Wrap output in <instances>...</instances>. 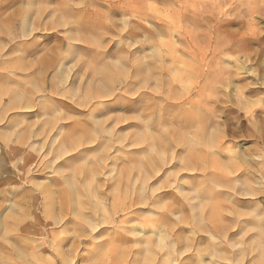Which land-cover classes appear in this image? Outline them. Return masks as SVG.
<instances>
[{
  "label": "rangeland",
  "instance_id": "rangeland-1",
  "mask_svg": "<svg viewBox=\"0 0 264 264\" xmlns=\"http://www.w3.org/2000/svg\"><path fill=\"white\" fill-rule=\"evenodd\" d=\"M254 2L260 3L259 13L250 10L255 7ZM29 3L28 0H0V165L13 171L0 169V264H189L192 256H196L193 252L202 254L198 259L201 264H216L214 260L219 259L214 254L231 256L226 261L219 260L220 264H255L257 260L256 264L262 261L264 264L261 256L264 253V137H261L264 135V76L261 77L264 74V0H34ZM92 12L96 15L91 16ZM202 17L206 18V24ZM196 19L198 25L194 24ZM88 21L97 22L98 27L95 25L91 31L75 27L79 22ZM85 40H92L93 45ZM217 42L228 49L214 51ZM199 55L206 56L205 65ZM46 59L50 61L42 63ZM178 59L183 62H177ZM139 64L144 68L139 74L143 77L141 83L134 85L132 74ZM21 66L23 70H19ZM107 67L112 72L109 84L101 82V74H94L95 68L104 71ZM32 70L35 72L30 77ZM194 78L200 79L197 82ZM123 81L131 84L128 91ZM99 88L112 95L87 102V95ZM141 91L146 93L142 97L148 102L146 105L154 109L146 120L162 117L161 121L166 124L163 130L180 129L188 137L201 124L207 129V135L200 127L203 134L200 130L197 133L205 139L217 129L218 136L214 134L216 139H212L215 142L211 146L216 153L209 149L210 152L201 154L204 159L199 164L205 166V177L198 170L188 173L182 170L167 188L181 202L176 203L173 196L155 201L156 194L162 190L158 189L161 182L169 173L177 174L179 170L169 168V164L158 167L152 178L148 176L143 189L140 175L135 172L133 177L132 170L130 180L122 183L125 192L122 186L123 192L117 194L120 201L115 202L111 194L109 184L119 172L126 167L138 168L148 160L145 146L132 144V135L139 131L134 117L140 114L123 110L124 104L134 102ZM114 95L120 96L118 102ZM166 111H171L169 116ZM172 113L175 119L170 116ZM176 119L181 125L179 128ZM93 123L103 124L108 132L98 127L88 128ZM74 125L88 129L95 139L90 145L100 140L106 146L100 152H86L84 159L64 161L65 174L70 163L94 166V159L103 154L100 168L93 175L91 190L85 186L90 180H76L71 203L74 205L77 200L80 205L75 212L68 209L58 212L56 208L53 211L61 204L58 196L64 185L49 182L52 176L59 178L57 172L61 170L54 167L57 161L54 164L50 161V150ZM222 129L226 135L218 142ZM209 131L212 132L209 134ZM254 134L259 137L258 142L254 141ZM119 136L128 138L119 142L116 138ZM53 140L56 144H52ZM181 148L185 149L181 146L175 152L179 154H174L179 159L181 152L185 153ZM74 152L66 153L62 159ZM211 156L209 160L207 157ZM231 159H235V164ZM26 161L28 164L22 171L21 163ZM214 162L222 164L224 169ZM228 164L233 166L229 168ZM234 185L237 194L232 189ZM249 188L253 193L248 192ZM47 190L56 191L53 194L56 203L49 211L52 210V215L41 198ZM245 190L255 195L249 196ZM136 196L142 197L141 200L137 201ZM171 202L179 211L173 215L167 213L161 228L155 227L150 221L154 223L162 206ZM218 205L225 212L226 226L224 220L218 221L220 225L209 220V211ZM53 218L56 222L48 225V220L53 222ZM17 222L18 230L14 225ZM197 225L207 229L208 234L207 230L195 233ZM218 225L225 229L228 226V233H224L228 244L224 238L219 244V235L211 233L212 227ZM232 225H237L236 229ZM159 232L161 239L156 236ZM212 243L216 249L221 248L219 253L213 254ZM253 243L258 249L263 248V253ZM186 244L188 253L180 252ZM25 246L30 249H23Z\"/></svg>",
  "mask_w": 264,
  "mask_h": 264
},
{
  "label": "bare ground",
  "instance_id": "bare-ground-1",
  "mask_svg": "<svg viewBox=\"0 0 264 264\" xmlns=\"http://www.w3.org/2000/svg\"><path fill=\"white\" fill-rule=\"evenodd\" d=\"M33 1L34 0H28V2H30L29 4H32L33 3ZM36 2V1H35ZM259 3V2H258ZM256 4L255 2L253 3L254 5H255V7H253V8H251L250 10H251V12H255V13H259L260 11H261V7H260V3L259 4ZM250 4V3H249ZM252 4V3H251ZM250 4V5H251ZM252 4V5H253ZM253 5V6H254ZM36 6V5H35ZM34 7V6H33ZM32 7V8H33ZM248 7H250V6H248ZM36 10V9H35ZM257 11V12H256ZM259 11V12H258ZM90 15L92 16H94V15H96V13L95 12H92V13H90ZM97 16H95V18H96ZM203 18V17H202ZM206 18H203V22H204V24H206ZM194 24H199V20L198 19H196L195 21H194ZM97 26L98 27V23L97 22H95V21H88V22H84V24L83 23H78V26H75L76 28H77V30H80V29H86V30H92V28H95L94 26ZM220 28V27H219ZM28 33V32H27ZM72 38V37H71ZM258 40V39H257ZM86 42H88V44H91V45H93V41L92 40H85ZM69 42H70V40H69ZM197 42V41H196ZM195 42V43H196ZM217 44L219 45V46H217ZM217 44H216V46H215V50L214 51H219L220 49H228V47H226V48H222L221 46H223L222 45V42L220 43V42H217ZM200 45V44H199ZM264 45V44H263ZM183 46V45H182ZM196 46V45H195ZM149 47V46H148ZM198 48V47H197ZM240 50V49H239ZM204 51V50H203ZM236 51H237V49H236ZM200 56V60H201V62L203 61V63H204V60H205V57H204V55L203 56H201V55H199ZM176 60V59H175ZM179 60V59H178ZM177 60V62H183L182 60H179L178 61ZM50 60L49 59H46L45 61H43L42 63H44V64H46V62L48 63ZM174 61V60H173ZM207 61V60H206ZM119 62V61H118ZM41 63V64H42ZM206 63V62H205ZM205 63H204V65H205ZM117 64V63H116ZM109 65H111V64H109ZM147 65V64H146ZM185 65V64H184ZM208 65V64H207ZM206 65V66H207ZM144 66H145V64H144ZM148 66V65H147ZM187 66V65H186ZM190 65L188 64V67H189ZM150 67H153V66H150ZM150 67H148L149 69H150ZM191 67V66H190ZM22 68H24V67H20L19 68V70H23ZM108 68L109 67H107L106 68V70L104 69V71H99L97 68H95L94 69V74L95 75H97L98 76V74H101V82H103V83H105V84H109L110 83V78L109 77H111L110 75H111V71H109L108 70ZM147 68V69H148ZM163 68V67H162ZM205 68H207V67H205ZM142 69H144L142 66H141V64H139V65H137L136 67H135V70H134V72H133V74H132V77H134V79H135V81L136 82H134L135 84L134 85H136V84H138L139 82L141 83V81H142V75H139L140 73L142 74ZM166 69V68H165ZM196 69V68H195ZM210 69H211V67H210ZM263 69V71H264V67L262 68ZM27 70V69H26ZM164 70V69H163ZM171 70V69H170ZM176 70V69H175ZM212 71H213V69H211ZM211 70H208V71H211ZM224 70V69H223ZM222 70V71H223ZM154 71V70H153ZM195 71V73L197 72L196 70H194ZM200 71V70H199ZM206 71V70H205ZM207 71V72H208ZM219 71V70H218ZM34 70H32L31 71V73H29L28 74V76H30V75H32V74H34ZM192 72V71H191ZM200 73V72H199ZM212 73V72H211ZM223 73V72H222ZM221 73V74H222ZM178 74H179V72H178ZM207 74V73H206ZM216 74H218V73H216ZM1 75V74H0ZM205 75V74H204ZM33 76V75H32ZM190 76V75H189ZM200 76V75H199ZM261 76V75H260ZM264 76V74L261 76V77H263ZM31 77V76H30ZM131 77V78H132ZM198 77V76H197ZM202 77V76H201ZM200 77V78H201ZM231 77V76H230ZM98 78V77H97ZM196 78V77H195ZM194 78V80H196L197 81V79H200V78H197V79H195ZM206 78H208V77H206ZM133 79V78H132ZM131 79V80H132ZM129 80V79H128ZM130 80V81H131ZM148 80V79H147ZM129 81V82H130ZM139 81V82H138ZM206 81V80H205ZM209 81V80H208ZM124 82V81H123ZM133 82V81H132ZM144 82L145 81H143V84L142 85H144ZM194 82V81H193ZM198 82V81H197ZM196 83V82H195ZM195 83H192V84H195ZM206 83V82H205ZM210 83V82H209ZM199 84V83H198ZM207 84V83H206ZM129 85H131L130 83H128V81H127V83H125L124 82V84H123V87L126 89L125 91H128V86ZM202 85H204L205 86V84H202ZM188 87H190V86H188ZM199 87V86H198ZM206 87V86H205ZM194 88H195V86H194ZM197 88V87H196ZM199 88H201L202 89V87H201V85H200V87ZM208 88V87H207ZM207 88H206V90H207ZM212 88V87H211ZM215 88V87H214ZM194 90V89H193ZM214 90V89H213ZM94 92H91V93H89V95H87V99H86V101L87 102H89L91 99L92 100H95V99H99V98H104V97H106V96H110V95H112L110 92H105V90H102V89H94L93 90ZM205 92H207V91H205ZM144 94H146V93H143L142 91L141 92H138V94H137V97L134 99V100H132V101H134V102H132V103H125L124 104V107H123V110L124 111H133V112H138L140 115V117L137 115L136 117H134L135 119H136V121H138V122H136V124L138 123V133H135L134 135H132V144L133 145H142V146H145V150H144V152H146L147 153V155H148V157H147V161L146 162H144V163H141L140 164V167H138V168H135V169H131V168H124V170H122L121 172H119V175L117 176V178L115 179H113V181H112V183L111 184H109V185H111L110 187H111V191H112V195H113V198H114V201L116 202V201H120V195L118 196L117 194H118V192H123V190H120V189H122V186H123V184H124V182L123 181H125V180H130V179H128V178H130V174H131V172H132V170H134V173L133 174H131V175H133V177H134V175H136V173L135 172H137V176H139V179H140V187L143 189L144 188V186L146 185V178H148V176H151V178L153 177V175H155V170L158 168V167H163V166H165V165H167V164H169V168H171V167H175L176 168V170H178L177 168H179V170H178V172H177V174L176 173H171L172 174V176H171V174L169 173V176L167 177H165L166 179L164 180V181H162L161 182V184H160V186L158 187V189L159 190H161V191H159L158 192V194H156L157 196H158V198L157 199H155V201L156 202H159V199L160 198H164V196L165 197H167V196H173V197H175L174 195H173V193L171 194L170 192V190H168L167 188H170V186H171V182H175L176 181V177H175V175L177 176L180 172L179 171H182V170H184V173L187 171V173L189 172V171H193V170H198V171H200L201 173H202V175L205 177V172H207L206 170H205V172H203V170H204V168H205V166H204V168H203V166L201 165V164H199V163H201L200 161L202 160V159H204L203 158V156H202V158H201V154H203V152L202 151H204L205 153H207L208 151L210 152V150H212L213 148L211 147V146H213V143L215 142H213L212 141V139L214 138V139H216V137L214 136V134H215V132H216V130L212 133L213 134V136L211 137L209 134L212 132V131H209L208 133V135H209V137H207V138H205L204 139V137L203 136H201V134L200 133H197L200 129H202L203 128V126L200 124V126H198L197 125V123H195V121H193L194 122V124H196L197 126H198V129H195V128H193V132H191L190 134H191V137H190V134H188L189 136L188 137H186L187 135V133L186 134H184L185 135V137H184V135H183V133L184 132H182L180 129L179 130H174V129H171V130H169V128H168V130L166 131V130H163L162 129V126H164V125H166V124H163V121H161V119H162V117L161 116H163V115H161L160 117H161V119L160 118H156L155 120H152V121H148V120H146V117H147V115L149 114V112L150 111H153L154 109H153V107L151 108V105H149V104H147L146 105V103H148V102H145V99L144 98H142V97H145V95ZM199 94H201V93H199ZM204 94V93H203ZM202 94V95H203ZM117 95V94H116ZM197 95H198V93H197ZM115 96V95H114ZM120 97V96H119ZM119 97H117V96H115V98H116V100L118 99V100H120V98ZM156 97V96H155ZM168 97V96H167ZM175 97V96H174ZM201 97H203V96H201ZM70 98V97H69ZM114 98V97H113ZM171 99V98H170ZM177 99V98H176ZM199 99H201V98H199ZM206 99V98H205ZM118 100L116 101V102H118ZM176 101V100H175ZM197 101V100H196ZM202 101H204V98H203V100ZM207 101V100H206ZM19 101H17V103H18ZM27 102V101H26ZM129 102V101H128ZM188 102H189V100H188ZM29 103V102H28ZM27 103V104H28ZM200 103H201V101H200ZM197 104V103H196ZM206 104H207V106H208V102H206ZM152 105H154V104H152ZM191 106V105H190ZM197 106V105H196ZM172 107V106H171ZM95 108H96V106L95 107H92V109L90 110V112L92 113L94 110H95ZM201 108V107H200ZM198 110H199V107L197 108ZM216 109V108H215ZM165 110H167L166 108H165ZM164 110V111H165ZM169 110V109H168ZM197 110V111H198ZM217 110V109H216ZM162 111H163V109H162ZM200 111L202 112V110L200 109ZM211 111H214V110H211ZM210 111V112H211ZM218 111V110H217ZM167 112V111H166ZM169 113L171 112V111H168ZM168 112H167V114H168ZM205 111H203V115H205V113H204ZM208 112V111H207ZM220 113H221V111H219ZM53 113H55V112H53ZM212 113V112H211ZM217 113V112H216ZM174 113H172V114H170V116L171 115H173ZM178 114V113H177ZM181 114V113H180ZM179 114V115H180ZM191 114V113H190ZM196 114V113H195ZM208 114V113H207ZM206 114V115H207ZM210 114V113H209ZM214 114V113H213ZM175 115V114H174ZM172 116V119L174 118L175 119V116ZM179 115H177V116H179ZM222 115H224V114H222ZM93 116V115H92ZM168 116H169V114H168ZM182 116V115H181ZM181 116H180V118H181ZM211 116V115H210ZM210 116H208V120H209V117ZM213 116V115H212ZM217 116H220V114L219 115H217ZM139 119H138V118ZM207 117V116H206ZM221 117V116H220ZM95 118V117H94ZM164 118V117H163ZM190 118H191V115H190ZM134 119V120H135ZM138 119V120H137ZM193 119V118H192ZM220 119V118H219ZM207 120V121H208ZM112 121H113V119H112ZM174 121V120H173ZM173 121H172V123H173ZM181 122L183 121L182 120V118H181V120H180ZM197 121V120H196ZM199 121H200V117H199ZM216 121V120H215ZM218 121H220V120H218ZM96 122V121H95ZM94 122V123H95ZM114 122V121H113ZM140 122V123H139ZM176 123L175 124H178V122H177V119H176V121H175ZM181 122H180V124H181ZM201 122H203L202 121V119H201ZM213 122V121H212ZM94 123L93 124H90L89 125V127L88 128H90V129H95V127H98L99 128V130L100 131H102V132H104V131H106V130H104V128H103V124H96V125H94ZM107 123V122H106ZM116 123V122H115ZM171 123V122H170ZM171 123V124H172ZM221 123H225V125L227 124V121H223V122H221ZM135 124V123H134ZM135 124V127L137 126ZM184 124V123H183ZM188 124V123H187ZM185 125V126H188V125ZM193 124V123H192ZM210 124V123H209ZM212 124V123H211ZM219 124V123H218ZM217 124V125H218ZM85 125V124H84ZM129 125V124H128ZM133 124L131 123V126H132ZM179 125V124H178ZM214 125H215V123H214ZM237 125H239V123L237 124ZM79 128H75V125L73 126V128L70 130V131H68V133H66V136L64 137V136H62V138H60L58 141V143L56 144L55 143V141L53 140V141H51L52 142V144H53V142H54V144H56V146L54 147V148H52L51 150H50V154H51V162H53V164L55 163L54 161H57L56 162V164H55V166L54 167H57V168H59V169H61V170H59L57 173H58V176H59V178L58 177H51V178H49V182L51 183V184H60V186L61 185H64V188L61 190V192L58 194L59 196H58V198H59V200H60V202L59 203H61L60 205H58V206H55L54 208H53V211L55 210V208L58 210V212H62V211H64V210H70L71 212H75V210H76V208L80 205V202H78L77 200H76V202L74 203V205L71 203L72 202V200H73V197H74V194H75V192H76V189H75V186H76V180L77 181H79V179L81 180V181H86V180H90V184L87 182L86 183V187L88 188V189H92V180H93V175L99 170V168H100V166H99V162L102 160V156H103V154H101L100 153V155L99 156H97L95 159H94V166H90V167H83L82 165H76V164H74L73 162L72 163H70L65 169H68L69 170V172H67V173H63V171H62V168H64V166H63V163H64V161L66 160V159H84L85 157V155H87V154H85L86 152H89V151H98V152H100V150L102 149V148H104L105 146L103 145V143H102V141H97V142H95V144H93V145H90L93 141H95V139H93V136L88 132V129H85L84 127H82V126H80V125H77ZM86 126V125H85ZM108 126V125H107ZM175 126H177V125H175ZM181 125H179L178 126V128L180 127ZM184 126V127H185ZM193 126V125H192ZM191 126V127H192ZM196 126V127H197ZM210 126V125H209ZM216 126V125H215ZM240 126V125H239ZM71 127V126H70ZM133 127H134V125H133ZM169 127V126H168ZM199 127H200V129H199ZM170 128H172V127H170ZM217 128H219V127H217ZM137 129V128H136ZM191 129V128H190ZM237 129V128H236ZM189 130V129H188ZM202 131H207V129L206 130H204V128L202 129ZM222 132H220L219 131V133H221V134H223V135H221L220 137L221 138H219L217 141L219 142V141H221V139L224 137L225 138V136L224 135H226V132L222 129L221 130ZM226 131H227V129H226ZM231 131V130H230ZM108 131H106L105 133H107ZM110 132V131H109ZM185 132H187V131H185ZM199 132H201V130L199 131ZM77 133L78 134H81V136H76L77 135ZM110 133H112L113 134V131L112 132H110ZM110 133H109V135H110ZM202 134H203V132H201ZM206 133V135H207V132H205ZM102 134V133H101ZM111 134V135H112ZM198 134H200V136H198ZM114 135V134H113ZM215 135H217V134H215ZM74 136H76V137H74ZM218 136V135H217ZM254 141H256V142H258V140H259V137H257L255 134H254ZM206 137V136H205ZM262 138L264 137V135H262L261 136ZM117 138V140H119V142H123V141H125L128 137H121V136H119V137H116ZM223 138V139H224ZM69 139V140H68ZM103 139H104V136H103ZM213 139V140H214ZM224 141V140H223ZM107 143H109V139H108V141H106V144ZM221 143H224V142H221ZM216 144H218V143H216ZM103 145V146H102ZM181 146H184L185 147V149L184 148H181V149H184V151H185V153H182L181 152V154H183V155H181V156H179L180 157V159L179 158H177L174 154H179V152L178 153H175L177 150L176 149H178L179 147H181ZM216 146V145H215ZM180 149V150H181ZM210 149V150H209ZM214 149H215V147H214ZM214 149H213V151H214ZM75 151V152H74ZM169 151H171V152H169ZM68 152H74V153H71L69 156V158L66 156V157H64L63 159H62V157L66 154V153H68ZM202 152V153H201ZM215 152V151H214ZM213 152V153H214ZM205 153H204V155H205ZM216 153V152H215ZM185 154V155H184ZM206 157V156H205ZM226 158H228L227 156H225ZM235 158L237 157V156H234ZM238 157H240V155L238 156ZM208 159L209 158H212V156L211 157H207ZM206 158V159H207ZM226 158H224V159H226ZM59 159H61L60 161H58ZM214 159V158H213ZM25 160V159H24ZM210 160V159H209ZM232 160V162H233V160H235V159H231ZM213 161V160H212ZM227 161V160H226ZM76 162H78V161H76ZM208 162V161H207ZM215 162H216V160H215ZM214 162V163H215ZM24 163V164H23ZM217 163V162H216ZM215 163V164H216ZM227 163H229L228 161L226 162V165H227ZM231 163V162H230ZM27 164H28V161H26V162H22L21 163V170L22 171H24L25 169V167L27 166ZM45 164V163H44ZM51 164V163H50ZM219 164V163H218ZM218 164H216V165H218ZM232 164H235L234 162L232 163ZM229 165L228 167L230 168L231 166H233V165ZM220 165H222V164H219L218 166H220ZM226 165H225V167H226ZM238 165V164H237ZM223 166H224V164H223ZM242 166V165H241ZM220 167H222V166H220ZM235 167V166H234ZM1 168H4V171L6 172H9V173H12L13 171L11 170V169H9V167H6L5 165H0V169ZM212 168H213V166H212ZM211 168V169H212ZM215 168V167H214ZM229 168H227L228 170H230ZM242 168V167H241ZM217 169V168H216ZM222 169H224L223 167H222ZM237 169V167H235V170ZM240 169V168H239ZM244 169V168H243ZM246 169V168H245ZM175 170V169H174ZM228 170L226 171V170H223V171H226V172H228ZM53 171H54V168H53ZM157 171H158V169H157ZM156 171V172H157ZM213 171H215V169L213 170ZM220 171H222V170H220ZM241 171H243V170H241ZM246 171H248V169L246 170ZM146 172H148V173H146ZM176 172V171H175ZM217 172H219V170L217 169ZM216 172V173H217ZM249 172V171H248ZM183 173V174H184ZM223 173V172H222ZM233 173V172H232ZM236 173H237V170H236ZM239 173H240V171H239ZM238 173V174H239ZM243 173V172H242ZM148 174H151V175H148ZM220 174V173H219ZM219 174H218V176L217 177H219ZM224 174V173H223ZM221 175V174H220ZM226 175V174H225ZM57 176V175H56ZM82 177V178H79V177ZM132 177V178H133ZM141 177V178H140ZM173 178L172 179V181H170V179L169 178ZM175 177V178H174ZM206 177H207V175H206ZM222 177H223V175H222ZM227 177V176H226ZM137 178V177H136ZM232 178H234V177H232ZM149 179H150V177H149ZM158 179V178H157ZM175 179V180H174ZM206 180H207V178H205ZM242 178L240 177L238 180H241ZM247 179V178H246ZM245 179V180H246ZM249 179V178H248ZM247 179V180H248ZM210 180H212L211 178H210ZM245 180H243L242 182H246ZM132 181V180H131ZM136 181V180H135ZM235 181V180H234ZM248 181H250V180H248ZM127 182V181H126ZM241 182V181H240ZM123 183V184H122ZM128 183V182H127ZM171 183V184H170ZM249 183V182H248ZM131 184V183H130ZM130 184H129V186H130ZM175 184V183H174ZM213 184V183H212ZM231 183H229V185H230ZM127 186H128V184H126ZM217 185V184H216ZM229 185H228V187L227 188H229ZM239 185H241V184H239ZM238 185V186H239ZM198 186V185H197ZM210 186V185H209ZM221 186H222V184H221ZM249 186V185H248ZM247 186V187H248ZM98 187V186H97ZM121 187V188H120ZM181 187H182V185H181ZM211 187V186H210ZM218 187V186H217ZM235 187V185L233 186V191L234 190H236V187ZM242 187V189H244L245 187H243V186H241ZM250 187V186H249ZM123 188H124V192H125V186H123ZM129 188V187H128ZM178 188V187H177ZM209 188V187H208ZM213 188V187H212ZM230 188H231V186H230ZM229 188V189H230ZM192 189H193V187H192ZM196 189H197V187H196ZM231 189V190H232ZM237 189H238V187H237ZM246 189H248V188H246ZM89 190V191H90ZM120 190V191H119ZM208 190V189H207ZM143 191V190H142ZM170 191V192H169ZM196 191H198L199 192V190H196ZM237 191V190H236ZM246 191V190H245ZM250 191H252L250 188H249V191L248 192H250ZM255 191V190H254ZM13 192H14V190H13ZM12 192V194H14ZM114 192H115V194H114ZM141 192V191H140ZM212 192V191H211ZM218 192H219V190H218ZM244 192V191H243ZM247 191L245 192V193H247V195H255V194H252L253 193V191H252V193H248ZM56 193V191H52V190H47V192H46V195L44 196V197H41L42 198V201H43V203L44 204H47V206H48V212L50 211V209H51V206L54 204V203H56L55 202V197L53 196V194H55ZM196 193V192H195ZM201 193V192H200ZM209 193V192H208ZM233 193V192H232ZM234 193H235V191H234ZM244 193V194H245ZM152 194H154V193H152ZM199 194V193H198ZM201 194H203V193H201ZM235 194H237V193H235ZM240 195H242L243 193H241V191H240V193H239ZM139 195V194H138ZM155 195V194H154ZM233 195V194H232ZM246 195V194H245ZM191 196H193V195H191ZM235 196V195H234ZM137 197V196H136ZM151 197V196H150ZM183 197H185V196H183ZM197 197V196H196ZM196 197H191L192 199H197ZM198 197H199V195H198ZM256 197V196H255ZM57 198V197H56ZM139 197H137V201L140 199V198H142V197H140L139 199H138ZM156 198V197H155ZM172 198V197H171ZM190 198V199H191ZM200 198V197H199ZM213 198H215V196L213 197ZM253 198H254V196H253ZM257 198V197H256ZM175 199H177L175 202L177 203V202H181L178 198H176L175 197ZM184 199V198H183ZM188 198H186V200H187ZM191 199V200H192ZM203 199V198H202ZM206 199V198H205ZM208 199V198H207ZM141 200V199H140ZM215 200V199H214ZM192 201H194V200H192ZM197 201V200H196ZM203 201V200H202ZM18 202V201H17ZM78 202V203H77ZM198 202V201H197ZM30 203H33V202H30ZM77 203V204H76ZM134 203V202H133ZM140 203V202H139ZM202 203V202H201ZM204 203V202H203ZM214 203H216V202H214ZM89 204V203H88ZM124 204V203H123ZM171 204H172V202H171ZM170 203L168 204V205H166V206H162L163 208H161L160 210H162V211H160L159 213H158V218L155 220V222L154 223H156V224H154L153 223V221H150L155 227H158V228H161V226H162V224L164 223V220L166 219V217L168 216V215H166L167 213L169 214V215H173V214H175L177 211H179L178 209V206H174V203L171 205ZM211 204V203H210ZM221 204V203H220ZM127 205V204H126ZM129 205V204H128ZM132 205V204H131ZM130 205V207H133V206H131ZM176 205V204H175ZM198 205V204H197ZM71 206H72V208H71ZM203 206H205V205H201V207L203 208ZM200 206H199V210H198V208H197V210L198 211H200V208H201ZM207 207V206H206ZM195 208V207H194ZM125 209H127V207L125 208ZM164 209V210H163ZM196 209V208H195ZM221 209H222V206L221 205H218V206H215V207H213L210 211H209V220L212 222V223H217V224H219L220 225V223H218V221H223V224H225V219H227L226 217H225V212H224V214H223V210L221 211ZM203 210V209H202ZM201 210V211H202ZM124 211V210H123ZM165 211V212H164ZM198 211H197V213H198ZM51 212H52V210H51ZM51 212H49L50 213V215H52V213ZM129 212V211H128ZM192 212V211H191ZM196 213V212H195ZM206 213V212H205ZM72 214V213H71ZM235 214V213H234ZM239 213H237V215H238ZM19 215V214H18ZM76 215V214H75ZM201 215V214H200ZM241 215V214H240ZM76 216H78V215H76ZM76 216H74V218L76 217ZM109 216V215H108ZM107 216V217H108ZM166 216V217H165ZM207 216V215H206ZM227 216V215H226ZM234 216H236V215H234ZM233 216V217H234ZM60 217H62V216H60ZM106 217V218H107ZM115 217V216H114ZM201 217V216H200ZM202 217H203V215H202ZM237 217V216H236ZM240 217V216H239ZM194 218V217H193ZM231 218V217H230ZM63 219V218H62ZM199 219V218H198ZM204 219V218H203ZM51 220L52 219H50V220H48V225H52L54 222H56V220L57 219H55V218H53V222H51ZM61 219H59V221H60ZM64 220V219H63ZM112 220H113V218H112ZM202 220V219H201ZM229 220H231V219H229ZM62 221V220H61ZM65 221H68V219H66ZM103 221H107V220H103ZM125 221H126V218H125ZM197 221V220H196ZM240 221H241V217H240ZM13 222H16V220H14ZM73 223H74V220L72 221ZM119 222H124V220H122V221H119ZM147 222V221H146ZM198 222V221H197ZM197 222H195V224H197ZM232 222H234V221H230V223H232ZM246 222H248L247 220H246ZM199 223H200V221H199ZM202 223H204L203 221H202ZM230 223H227V224H230ZM242 223V222H241ZM241 223H240V225H241ZM12 224V223H11ZM14 224V223H13ZM16 224H19L18 222L17 223H15L14 225H16ZM74 224H76V223H74ZM233 224V223H232ZM246 224H248V223H246ZM252 224V223H251ZM7 225V224H6ZM149 225V224H148ZM187 225V224H186ZM205 226H208V224L206 225V224H204ZM211 225V224H210ZM209 225V226H210ZM216 225V224H215ZM214 226V227H212V232H211V230H209L211 233H213V235H217L218 236V238H219V241H218V243L220 244V240H224L226 237L228 238V236L226 235L225 236V238H224V233L225 232H227L228 233V231L227 230H229V228H228V226L226 227V229L225 228H221L220 226ZM222 225V224H221ZM238 225H239V223H238ZM239 225V226H240ZM18 225H16V227H17ZM101 226V225H100ZM167 226V225H166ZM191 226V225H190ZM222 226H224V225H222ZM225 226H226V224H225ZM235 225H232V227L233 228H235L234 227ZM238 226V227H239ZM14 227V226H13ZM168 227V226H167ZM170 227V226H169ZM198 229H196V230H194V232L195 233H198L199 234V232H204V230L206 231L207 229H203L202 227L203 226H199V225H197L196 226ZM11 228H12V226H11ZM192 228V227H191ZM230 228H231V225H230ZM240 228V227H239ZM244 228V227H243ZM23 229V228H22ZM155 230H156V228H154ZM165 229H166V227H165ZM181 229V228H180ZM210 229H211V227H210ZM236 229V228H235ZM17 230H18V227H17ZM150 230V229H149ZM233 230V229H232ZM241 230H242V228H241ZM241 230H239V232H241L242 233V231ZM127 231V230H126ZM154 232V231H153ZM161 232H162V229H161ZM163 232H165V233H168V231H166V230H163ZM234 232V231H233ZM205 233V232H204ZM210 233V234H211ZM222 233V234H221ZM163 234V233H162ZM206 234H208V230L206 231ZM209 234V236H210V238L211 239H213L214 237H213V235L211 236ZM237 234H239L238 232H237ZM236 234V235H237ZM171 235V234H170ZM234 235H235V233H234ZM14 236V235H13ZM117 236H118V234H117ZM156 236H158V238L159 239H161V235H160V232H159V234L157 233V235ZM208 236V237H209ZM232 236V235H231ZM174 237V236H173ZM198 237V236H197ZM199 237H200V235H199ZM199 237H198V239H199ZM213 237V238H212ZM224 238V239H223ZM13 239V238H12ZM202 238L200 237V239H199V241L201 240ZM205 239V238H204ZM60 241V240H59ZM125 241V240H124ZM174 241V240H173ZM212 241V240H211ZM211 241H210V244H211ZM225 241H226V239H225ZM229 241V240H228ZM58 243H60V242H58ZM221 243H223L224 244V242H221ZM225 243H227L228 244V242L226 241ZM227 244H225L224 246H226L225 247V249L226 248H228L227 247ZM252 245V244H251ZM253 245H254V243H253ZM256 245H254V248H256V249H258V247L259 246H256ZM252 248H253V246H251ZM251 247L249 248V249H251ZM194 248V247H193ZM223 248V247H222ZM253 248V249H254ZM23 249H25V250H27V249H30V247H24ZM33 249V248H32ZM176 249V248H175ZM180 249V248H179ZM188 249H189V246H187V244L186 245H184V248H183V250L182 249H180V250H182V251H180V252H184V250H185V252L187 251V253H188ZM191 249V248H190ZM210 249H213V254L214 253H219V251H221V248H219L220 250H218V249H216V244H213L212 243V245L210 246ZM224 249V250H225ZM253 249H251V250H253ZM256 249H255V251H256ZM263 249V248H262ZM261 249V250H262ZM151 250V249H150ZM193 250V249H192ZM195 250H197V249H195ZM227 251H228V249H226ZM238 250V249H237ZM258 250H260V248L258 249ZM260 250V251H261ZM211 251V250H210ZM254 251V250H253ZM254 251V252H255ZM176 252V251H175ZM193 252V251H192ZM196 252H199L198 250L196 251ZM229 252V251H228ZM232 252V251H231ZM258 252V251H257ZM262 253H263V250L261 251ZM177 253V252H176ZM200 253H202V252H200ZM222 253V252H221ZM235 252H233L232 254H234ZM248 253H250L251 254V252L249 251ZM247 253V254H248ZM193 254H195L196 256H195V258H193L194 256H192V258H191V256H190V258H186V259H190L191 261H189L190 263L189 264H192V262L193 261H195L194 263L195 264H201V261L200 260H198V259H200L199 257H201L202 258V254L200 255V254H196V253H194L193 252ZM226 254V253H225ZM241 254H242V252H241ZM249 254V255H250ZM259 254V256H260V253H258ZM192 255V254H191ZM215 255L216 254H214L213 256H214V258H217V260L219 259L220 261H226V260H228V258L230 259V257L228 256V254H227V257L228 258H226V256L224 255V254H220V255H216V257H215ZM239 255V254H238ZM264 255V253L261 255L262 257H264L263 256ZM258 257V256H257ZM261 257V258H262ZM264 259V258H263ZM219 260H218V262H215L216 260H214V263H216V264H220V262H219ZM211 261H212V259H211ZM213 262V261H212ZM211 262V263H212ZM257 262H258V260H257ZM256 262V263H257ZM255 263V264H256ZM263 263V261L261 262V264ZM222 264V263H221Z\"/></svg>",
  "mask_w": 264,
  "mask_h": 264
}]
</instances>
